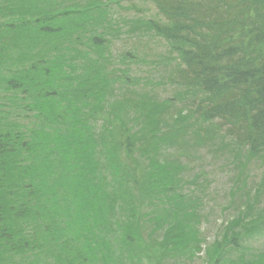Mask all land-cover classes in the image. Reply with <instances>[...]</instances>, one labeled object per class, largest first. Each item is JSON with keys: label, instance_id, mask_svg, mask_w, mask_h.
<instances>
[{"label": "trees", "instance_id": "obj_1", "mask_svg": "<svg viewBox=\"0 0 264 264\" xmlns=\"http://www.w3.org/2000/svg\"><path fill=\"white\" fill-rule=\"evenodd\" d=\"M145 1L173 97L131 89L108 3L0 0V264H190L203 238L185 154L220 134L264 164V0ZM240 219L202 264L262 260Z\"/></svg>", "mask_w": 264, "mask_h": 264}, {"label": "rangeland", "instance_id": "obj_2", "mask_svg": "<svg viewBox=\"0 0 264 264\" xmlns=\"http://www.w3.org/2000/svg\"><path fill=\"white\" fill-rule=\"evenodd\" d=\"M100 1L109 4L117 23L113 24L117 31L109 45L112 59L123 60L127 65L129 62L128 74L137 79L131 89L148 94L150 90L156 99L179 94L181 91L168 82L176 61L166 42L143 23L157 17L153 6L145 0ZM174 98V106L181 108L182 99ZM213 147L191 148L184 158L185 179L192 181L189 189L194 188L201 197L198 227L203 238L202 251L190 264H202L205 249L209 246L211 250L215 241L222 242L221 228L237 214L241 219L234 234L242 242L245 254L264 255V164L247 158L242 151L238 153L220 134L219 144ZM256 264H264V257Z\"/></svg>", "mask_w": 264, "mask_h": 264}]
</instances>
